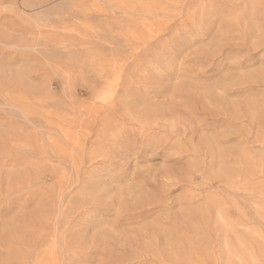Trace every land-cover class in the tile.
Returning a JSON list of instances; mask_svg holds the SVG:
<instances>
[{"label": "rangeland", "instance_id": "374dc122", "mask_svg": "<svg viewBox=\"0 0 264 264\" xmlns=\"http://www.w3.org/2000/svg\"><path fill=\"white\" fill-rule=\"evenodd\" d=\"M0 264H264V0H0Z\"/></svg>", "mask_w": 264, "mask_h": 264}, {"label": "bare ground", "instance_id": "6f19581e", "mask_svg": "<svg viewBox=\"0 0 264 264\" xmlns=\"http://www.w3.org/2000/svg\"><path fill=\"white\" fill-rule=\"evenodd\" d=\"M257 27H258V26H257ZM9 34H10V33H9ZM129 35H131V34H129ZM129 35H128V36H129ZM132 35H134V34H132ZM131 37H132V36H131ZM156 72H157V71H156ZM109 96H110V95H104V96H102L101 98H98V99H100V101H103V102H104V101H107V99L109 98ZM101 103H102V102H101ZM207 141H208V140H207ZM208 145H209V144H208Z\"/></svg>", "mask_w": 264, "mask_h": 264}]
</instances>
